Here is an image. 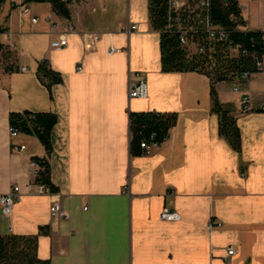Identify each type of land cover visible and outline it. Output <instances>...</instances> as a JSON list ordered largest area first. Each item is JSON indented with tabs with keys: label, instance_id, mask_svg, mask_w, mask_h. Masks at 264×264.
<instances>
[{
	"label": "crops",
	"instance_id": "crops-1",
	"mask_svg": "<svg viewBox=\"0 0 264 264\" xmlns=\"http://www.w3.org/2000/svg\"><path fill=\"white\" fill-rule=\"evenodd\" d=\"M251 1L239 0L243 17L251 30H263L264 23L254 26ZM23 2L0 4V41L9 51L15 46V62H0V196L15 186L22 195L11 218L0 207V235H36L48 226L38 257L50 264H264V69L217 86L241 131L237 152L219 134L210 79L162 70L149 0L73 1L70 19L51 4ZM61 34L68 46L55 51L51 42ZM111 47L121 52L109 55ZM44 61L63 78L51 91L37 76ZM136 74L146 78L147 99L129 97ZM246 94L249 112L241 104ZM24 111L58 117L50 157L56 194L31 186L30 163L46 157L44 146L34 136L11 135L10 114ZM140 112L178 120L162 146L133 155L130 116ZM14 144L26 150L14 153ZM58 201L66 220L50 211ZM165 208L180 220H162ZM229 248L235 255L227 263Z\"/></svg>",
	"mask_w": 264,
	"mask_h": 264
},
{
	"label": "trees",
	"instance_id": "trees-1",
	"mask_svg": "<svg viewBox=\"0 0 264 264\" xmlns=\"http://www.w3.org/2000/svg\"><path fill=\"white\" fill-rule=\"evenodd\" d=\"M5 1L0 0V4ZM73 1L80 0H24L23 3L51 4L56 15L70 19L69 6ZM202 15H207L213 25L226 31L228 35L226 41L209 40L205 27L199 25L198 34L190 35L189 45L182 46L177 24L172 31L168 30V0H149L150 25L152 30L160 33L162 70L167 73L197 72L210 79L212 112L219 117V134L235 151L241 152L240 128L231 108L220 101L217 86L222 82H231L244 72L257 73V62L264 63V32L245 30L248 23L243 17L239 0H210L208 10ZM189 25L188 21L184 22V26ZM200 45L206 47V53L199 54L197 49ZM236 47L239 49L237 54L232 50ZM14 60L12 52L0 41V62ZM5 71L10 72L9 68ZM37 76L50 91L53 86L63 83L62 75L54 71L47 61L39 64ZM177 120L175 113H132L131 153L144 154L142 142L162 146L168 139L170 130L177 124ZM9 123L11 128L21 134L36 137L44 146L46 157L33 158L43 169L36 179V184L46 187L52 194L58 193L59 188L52 182L50 165L53 152L52 132L58 123L57 115L52 112H14L10 114ZM49 233L50 228L43 226L36 235H0V264H50V261L38 257L39 238Z\"/></svg>",
	"mask_w": 264,
	"mask_h": 264
},
{
	"label": "built area",
	"instance_id": "built-area-1",
	"mask_svg": "<svg viewBox=\"0 0 264 264\" xmlns=\"http://www.w3.org/2000/svg\"><path fill=\"white\" fill-rule=\"evenodd\" d=\"M13 1V0H12ZM210 6V0H168V30L172 31L174 29V26H178V33L180 34V43L182 46L189 45V36L198 34L197 28L199 25H202L205 27V30L207 31L209 40L211 41H226L227 40V34L226 31L218 26H215L211 23L209 17L207 15H202V13H205ZM24 13H30V10L28 8H25ZM207 17L205 19L204 17ZM196 17V19H194ZM192 20L193 22H190ZM189 22V26H184V22ZM39 22L38 17L32 18V23L36 24ZM45 22L51 23L53 28H56L55 23L52 22L51 16H47L45 18ZM137 25L132 26L130 29H128V33L131 31L137 30ZM246 31L251 30L248 27L245 28ZM264 32V29L261 30ZM94 42H98L100 38L98 36L93 37ZM68 46V37L66 34H61L58 39L52 40L51 42V48L55 51H62ZM10 48L12 50L15 49L14 45H11ZM199 54L206 53V47L204 45H200L198 47ZM234 53H238L239 49L238 47L232 49ZM121 52V49L116 47H111L108 51L109 55L118 54ZM83 64H80L77 67L78 72L83 71ZM264 64L263 62L259 61L257 62L256 70L257 73L263 72ZM22 71H26V69H22ZM252 73L244 72L241 74V78L245 81L249 80L252 77ZM235 92H240V88L238 86L234 87ZM129 97L131 99H147L148 98V89H147V83L146 78L142 74H136L134 79L130 81L129 84ZM242 108L244 112H249L252 110V99L249 94H246L242 97L241 100ZM11 135L13 138H17L21 135V133L11 128ZM141 147L144 150V154H150L152 150L159 148L160 146L157 143H147L142 142ZM12 149L14 153H22L26 150V146L24 145H13ZM31 167V176H32V182L31 186L33 188L37 189L38 194L44 195L49 192V190L39 184H36V179L40 176L41 171L43 170L41 166L38 164L37 161L33 160L30 163ZM21 191L19 186L13 187V189L4 195L0 196V207L2 210V213L7 218H11L15 207L20 203L21 201ZM50 211L55 214L57 217L66 220L68 218V213L64 209L63 205L60 201L54 202ZM161 219L166 221H178L180 220V216L177 213L172 212L169 208H165L161 213ZM213 224L209 223L207 228L209 231L213 229ZM12 230V229H11ZM235 255V250L233 248H229L227 250V256L225 261L227 263H230L232 260V257Z\"/></svg>",
	"mask_w": 264,
	"mask_h": 264
},
{
	"label": "rangeland",
	"instance_id": "rangeland-1",
	"mask_svg": "<svg viewBox=\"0 0 264 264\" xmlns=\"http://www.w3.org/2000/svg\"><path fill=\"white\" fill-rule=\"evenodd\" d=\"M248 11L253 20L254 26H258L259 23H264V0H252L248 7ZM264 26V25H263ZM12 52V50H10Z\"/></svg>",
	"mask_w": 264,
	"mask_h": 264
}]
</instances>
